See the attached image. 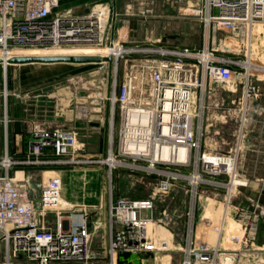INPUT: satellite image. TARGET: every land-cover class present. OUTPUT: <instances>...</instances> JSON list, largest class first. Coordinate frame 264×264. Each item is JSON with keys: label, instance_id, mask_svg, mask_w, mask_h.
Wrapping results in <instances>:
<instances>
[{"label": "built area", "instance_id": "obj_1", "mask_svg": "<svg viewBox=\"0 0 264 264\" xmlns=\"http://www.w3.org/2000/svg\"><path fill=\"white\" fill-rule=\"evenodd\" d=\"M59 2L0 0V50L8 53L25 47L117 45V54L109 58L114 64L113 75L109 92L103 98L110 107L112 126L106 156L95 162L107 165L109 173L126 168L151 175L155 186L146 199L114 198L110 192L108 244L104 255L94 260L90 255L87 218L72 224L58 215L53 226L41 224L38 214L34 215V202L29 199L26 184L11 173L17 165L91 162L70 155L75 132L33 125L25 156L14 159L7 152L8 117L0 116V264H119L123 252L169 251L173 236L165 238L152 233L161 227L153 210L157 198L174 187L182 188L188 195L187 233L179 264H239L241 258L251 256L264 205L256 199L249 207H241L231 199L249 185L238 173L237 164L245 107L260 92L254 80L258 70L247 69L242 64L244 60L222 54L210 45L209 34L198 48L124 46L113 37L105 38L103 12L75 14L59 10ZM203 9L208 27L247 35L255 25L264 24V0H203ZM2 66L0 60V70ZM3 86L0 95L6 100L5 78ZM214 87L241 93L239 133L225 152H210L203 147L206 97ZM48 150H52V158L43 157ZM60 186L55 176L40 184L37 213L64 211L57 208ZM204 186L224 190L226 214L222 227H216V243L198 239L195 234L194 211ZM204 219L205 224L211 222L210 217ZM231 222L238 233L226 231Z\"/></svg>", "mask_w": 264, "mask_h": 264}, {"label": "rangeland", "instance_id": "obj_2", "mask_svg": "<svg viewBox=\"0 0 264 264\" xmlns=\"http://www.w3.org/2000/svg\"><path fill=\"white\" fill-rule=\"evenodd\" d=\"M116 3V11L107 3H95L90 7L91 12L104 13L101 18L105 21L102 24L105 38L113 37L124 46L153 44L198 48L204 42L206 24L203 20V0H116ZM186 9L191 12L186 13ZM195 10L201 12L195 14ZM259 25L256 27L261 30L253 32L249 45L247 35L214 28L211 25L208 27L210 45L236 60L250 58L254 64L264 65V27ZM218 36L239 40V47L236 50H227L224 46L225 49L218 48ZM228 40H231L229 42L231 43L233 39ZM85 49L101 51L95 46ZM20 50L31 53L39 51L38 48ZM102 50L101 54L104 55V49ZM16 52L19 50L13 53ZM113 68L114 64L109 59L106 64L96 62L9 64L5 70L2 68L0 70L1 91L4 87V78L7 83L6 100L0 95V116L3 117L6 112L9 114L13 103L16 102L21 112L29 113L25 126L71 129L75 132V141L70 155L75 156V159L91 161L61 167L55 173H46L41 171L43 169H26L24 173L19 172L17 175L27 186L29 199L34 202V215L38 214L41 224L46 222L53 226L58 215L65 218L70 216L69 219L74 222L87 218L90 232L89 249L94 260L95 257L104 255V248L107 245L108 193L111 192L114 197L146 199L152 195L155 186L154 177L151 175L126 168L114 169L109 173L107 165L95 162L104 158L107 151L110 107L103 98L109 92L108 83L111 81ZM257 74L254 80L260 86V92L245 107L246 120L242 128V148L237 164V171L242 178L248 180L249 188L254 185L264 186V74L261 71ZM240 95V90L230 92L220 87L212 88L207 94L204 136L205 130L209 129V135L212 132V135H215L214 143L219 141L223 147L214 151L225 152L237 138L243 110L239 103ZM211 116L213 118H210ZM210 122L212 126L207 128ZM116 127L115 116L113 137H116ZM214 131L218 134H214ZM51 176L57 177L60 181L65 199L80 205L61 209L64 211L37 213L39 186ZM261 176L263 180L259 179L257 182L256 179ZM200 194L194 211L195 223L205 224L207 207L210 204L216 207L218 201L223 206L224 190L204 186ZM247 197L241 189L235 192L231 202L251 203ZM83 204L86 206H81ZM187 211V193L182 188H172L167 195L156 200L153 215L161 221L157 223L161 227L156 225L158 227L152 230V233L161 234V229L166 228L173 236L172 244L181 249L187 233ZM260 219H264V215ZM95 225H98L97 229ZM251 248L254 249L250 252L252 255L241 258L239 264H264V251H257V248L262 249L264 245L255 241ZM180 249L156 253L123 252L118 263L179 264L182 259Z\"/></svg>", "mask_w": 264, "mask_h": 264}, {"label": "crops", "instance_id": "obj_3", "mask_svg": "<svg viewBox=\"0 0 264 264\" xmlns=\"http://www.w3.org/2000/svg\"><path fill=\"white\" fill-rule=\"evenodd\" d=\"M95 3H107L109 4V7L113 9V11H116L117 3L116 0H60L59 2V10L66 11L70 10L75 14H86L90 12V7L92 5H95ZM22 50H19L21 52ZM19 52H16V54L19 55ZM260 87V86H259ZM6 105V104H5ZM7 114L8 117V125H7V152L8 155L13 157L14 159H21L25 156L27 143L30 139V127L29 125L25 126V122L27 123L29 113L21 112L19 104L13 103L10 113ZM210 118H213L211 116ZM210 118L208 120H210ZM209 126H212V123H208L207 128ZM210 130H205V136L203 138V147L210 152H219L214 151L215 149H222L221 143L219 141L214 143L215 135H209ZM214 134H218L217 131H214ZM216 140V139H215ZM53 152L52 150H48L43 157L44 158H52ZM68 165H55V164H46V165H33V166H25V165H17L14 167V169L11 171L12 174L16 175V178L20 177L17 174L19 172L24 173L26 169H43L41 171H45L46 173H55L58 168L67 167ZM46 169V170H45ZM52 177V176H51ZM263 180V177L257 178V182L260 180ZM247 180V179H246ZM248 181V180H247ZM61 186L59 189V193L61 192ZM242 191L244 192V195H247L248 199L252 201H255L256 199H259L261 203L264 205V186L254 185L253 187L249 188H243ZM108 199H107V220H108V208H109V200H110V193H108ZM61 195V194H60ZM113 196V195H112ZM114 197V196H113ZM38 198H39V192H38ZM115 198V197H114ZM251 203H248L247 201H242L241 204H238L241 207H249ZM69 209V208H68ZM61 210V209H60ZM70 218V217H69ZM67 217V219H69ZM71 219V218H70ZM69 219V220H70ZM82 219L79 221L70 220L72 224L79 223ZM67 223V221H66ZM52 226V225H51ZM258 244L264 245V219H260L257 225V231H256V240ZM107 244H108V228H107ZM107 247V245H106ZM106 248H104V251Z\"/></svg>", "mask_w": 264, "mask_h": 264}, {"label": "bare ground", "instance_id": "obj_4", "mask_svg": "<svg viewBox=\"0 0 264 264\" xmlns=\"http://www.w3.org/2000/svg\"><path fill=\"white\" fill-rule=\"evenodd\" d=\"M185 12L186 13H189L191 11L189 9H186ZM194 13L195 14H199L200 13V10H195ZM101 16H102V14H101ZM258 25L259 24L255 25L248 32V34H247L248 35L247 36L248 42L251 43L252 37H253V32H259L261 30L259 27H256ZM263 25H259V26L264 27ZM205 32H206L205 36L207 38L208 37V23H206ZM228 39H233V40H232L231 43H229L231 40H228ZM239 44H240L239 40H237L235 38H226L225 39L222 36H218V48H221V49H225L226 48L227 50L228 49L229 50H236L239 47ZM223 46L225 48H223ZM58 47H64V48H58ZM85 47H89V46H84V47H81V46L80 47H78V46H70V47L69 46H55L53 48L52 47H47V48H50V49L40 48V47H25V48H21V49H34V48H38L39 51L36 50V51H34L32 53L31 52H26V51H21V52H19V55L20 56L99 55V56H102V57H105V58H110L114 54H117V52H118L117 45H114L112 47H95V48L101 49L102 52H103L102 49H104V53H105L104 55L101 54V51L87 50V49H85ZM40 49H42V50H40ZM17 50H20V48L12 49L8 53L2 52L0 50V60H1L2 65H3L2 66V69L5 70V67H7L9 64H15V63H10L9 62V59L11 57L18 56V54H14L13 53V52H15ZM101 62H104V61H101ZM96 63H100V62H96ZM25 64H27V63H25ZM242 64L247 69L254 68V69H257L258 71L264 72V65L254 64L250 60V58H247L246 60H244L242 62ZM111 126H112V119L110 118V127ZM5 127H6V123H5ZM17 179H20V178L17 177ZM61 189H62V186H61ZM59 194H61V195H59V201H58V205H57V208L58 209H67V208L70 209L73 206L80 205V204H73V203L69 202L68 200H66L65 197H64L63 189L61 190V192ZM76 195H78V194H76ZM217 203H218V205L216 207L215 206H212V204H210L207 207V210H206L205 218L210 217L211 218V222L209 224L197 223L195 225V228H196L195 229L196 237L198 239L206 240L209 243H216L217 242V240L219 238V231H216V227L217 228H221L222 227L223 218H224V215L226 214L225 205L222 206V204H221L220 201H218ZM81 206H84L85 207L86 205L83 204ZM191 216H193L192 213H191ZM10 226H11V223L8 225V227H10ZM226 231L229 232V233L230 232H232V233H238V229L234 225L233 222H231L230 227ZM160 233H161V236H163L165 238H168V237H170V235H172L170 233V231L167 230L166 228L161 229ZM169 249H170L169 252H172V251H178L180 248H177L174 244H172V241L170 240V242H169ZM257 249H260V248H257Z\"/></svg>", "mask_w": 264, "mask_h": 264}, {"label": "water", "instance_id": "obj_5", "mask_svg": "<svg viewBox=\"0 0 264 264\" xmlns=\"http://www.w3.org/2000/svg\"><path fill=\"white\" fill-rule=\"evenodd\" d=\"M109 60L99 55H50V56H15L9 59L10 63H93Z\"/></svg>", "mask_w": 264, "mask_h": 264}]
</instances>
